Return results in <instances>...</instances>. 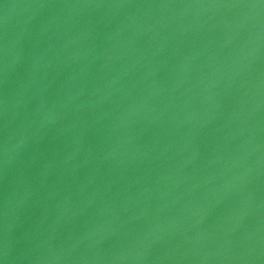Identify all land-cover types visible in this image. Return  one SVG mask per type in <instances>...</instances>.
I'll return each mask as SVG.
<instances>
[{"label": "water", "instance_id": "obj_1", "mask_svg": "<svg viewBox=\"0 0 264 264\" xmlns=\"http://www.w3.org/2000/svg\"><path fill=\"white\" fill-rule=\"evenodd\" d=\"M0 264H264V0H0Z\"/></svg>", "mask_w": 264, "mask_h": 264}]
</instances>
